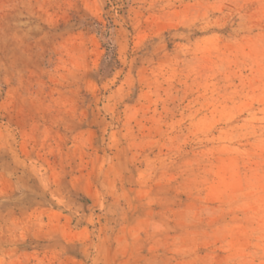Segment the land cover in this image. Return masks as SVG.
Returning a JSON list of instances; mask_svg holds the SVG:
<instances>
[{
    "label": "rangeland",
    "instance_id": "374dc122",
    "mask_svg": "<svg viewBox=\"0 0 264 264\" xmlns=\"http://www.w3.org/2000/svg\"><path fill=\"white\" fill-rule=\"evenodd\" d=\"M0 264H264V0H0Z\"/></svg>",
    "mask_w": 264,
    "mask_h": 264
}]
</instances>
